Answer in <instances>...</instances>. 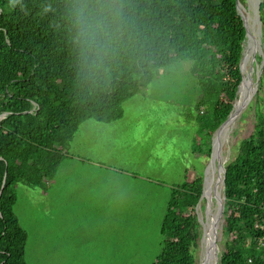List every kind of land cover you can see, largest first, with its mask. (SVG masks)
<instances>
[{
    "label": "trees",
    "instance_id": "16d2710c",
    "mask_svg": "<svg viewBox=\"0 0 264 264\" xmlns=\"http://www.w3.org/2000/svg\"><path fill=\"white\" fill-rule=\"evenodd\" d=\"M238 1L248 7L247 0H0V264H27L17 186L47 188L80 125L120 119L123 103L162 69L193 62L197 122L211 141L243 80L247 38ZM260 18L264 50V0ZM263 80L264 70L255 131L226 164L218 264H264ZM195 148L211 157L209 143ZM203 188L197 177L172 189L153 264H196Z\"/></svg>",
    "mask_w": 264,
    "mask_h": 264
},
{
    "label": "rangeland",
    "instance_id": "374dc122",
    "mask_svg": "<svg viewBox=\"0 0 264 264\" xmlns=\"http://www.w3.org/2000/svg\"><path fill=\"white\" fill-rule=\"evenodd\" d=\"M252 1L249 0L244 12L249 15L248 26L253 24L259 29V23L254 24ZM253 42L254 45L257 42L256 32ZM259 55L263 56L261 62L257 61ZM263 60L264 50L260 44L245 64L246 76L250 75L254 85ZM192 67V61H180L162 69L146 90L124 102V118L112 121L115 123L112 126H96L87 133V121L83 122L70 144V157L62 162L50 186L30 188L22 183L17 186L14 212L29 234L27 264H153L162 250L161 225L172 189L206 175L212 204L207 195L196 207L200 239L194 254L196 264H218L224 243V217L214 226L217 219L214 214L218 215L214 191L217 185V197H222L224 187L223 173L216 169L214 162L220 156L222 163L233 160L241 141L254 133L255 99L260 84L239 116L230 119L220 134H214L211 141L206 142L197 122L195 107L201 88ZM251 92L252 88L249 95ZM263 101L264 80L258 106L263 107ZM215 136L222 151L210 164L211 157L195 146L198 141L209 143L213 151ZM108 149L117 150L116 156H105ZM87 163L125 165L139 177L137 193L134 188L130 205L124 203L126 199L116 204V217L106 210L111 204L87 205ZM87 207L94 211L98 207L101 211L87 216ZM208 219L209 232L214 226L218 247L216 257L210 255V258H206L210 244V234L205 232Z\"/></svg>",
    "mask_w": 264,
    "mask_h": 264
},
{
    "label": "crops",
    "instance_id": "0c3cea01",
    "mask_svg": "<svg viewBox=\"0 0 264 264\" xmlns=\"http://www.w3.org/2000/svg\"><path fill=\"white\" fill-rule=\"evenodd\" d=\"M134 97H132L131 99H133ZM131 99L127 101H130ZM92 121L95 120H87V133L94 131L96 129V126L105 127V125L112 126L113 124H115L113 122H99L94 125ZM116 151L117 150L114 149H108L105 153V156L114 157L116 156ZM87 160L91 161L90 158H87ZM91 163H87V205L111 204L109 206H106V210L108 211V213H111L114 215V217H116V204L123 203L126 199L124 203L127 202L128 205H130L129 203H131L133 199L134 188H136L137 193V180L139 177L133 174L131 167L125 165ZM100 211L101 210H99L98 207L95 208V211L91 207H87V216H92L93 214H96Z\"/></svg>",
    "mask_w": 264,
    "mask_h": 264
},
{
    "label": "water",
    "instance_id": "95a60500",
    "mask_svg": "<svg viewBox=\"0 0 264 264\" xmlns=\"http://www.w3.org/2000/svg\"><path fill=\"white\" fill-rule=\"evenodd\" d=\"M248 1V3H250L249 2V0H247ZM261 1L262 0H253L252 2H253V12H254V14H255V19H254V22H255V24H258L259 23V29H258V37H259V43H258V47L255 49V51H254V53L256 52V50L259 48V46H260V44H262L263 45V34H262V25H261V18H260V4H261ZM238 10H239V12L241 13V16H242V18H243V21H244V26H245V28H246V38H248V34H249V26H248V23H247V18H248V16L245 14V12L244 11H247L246 10V8L242 5V4H240V2L238 1ZM245 58H246V53H245V49H244V52H243V59H242V61H241V72H242V75H243V80H242V83H241V85H240V87H239V91H238V93L240 92V88H241V86H242V84L245 82V80H246V77L247 78H249L251 81H252V79H251V77H250V75H248V76H246V73H245ZM253 65H254V63H253ZM260 71H258V76H257V81H256V83H255V94L257 93V91H258V88H259V84H260V81H261V75H262V73H263V70H264V60H263V63H262V65L260 66V69H259ZM254 94V95H255ZM254 95H252V96H250V98H249V100H248V102H246V104L243 106V107H241L240 108V110H239V113L243 110V108L245 107V106H247L250 102H251V100H252V98L254 97ZM238 100V99H237ZM235 106H236V103H235V105H234V110H235ZM233 110V111H234ZM233 113V112H232ZM232 113L229 115V117H228V119L220 126V128L216 131V133L215 134H217L223 127H224V125L228 122V120L230 119V117H231V115H232ZM5 116V115H4ZM4 116H2L1 118H0V121H1V119L2 118H4ZM221 151H222V149H221ZM221 151H220V153H221ZM213 159H214V149H213V151H212V154H211V162H210V164H212V162H213ZM216 163V169H219V172L220 173H223V180H222V183H223V187H224V191H225V174H226V162L225 163H222V161H221V156H220V158H218L217 160H216V162H214V164ZM211 166V165H210ZM206 174H208L207 172H206ZM207 177H208V175H206L205 176V178H204V188H203V194H202V197L200 198V201H199V203H198V205H197V207L199 206V204L201 203V201L203 200V198L206 196L205 195V191H206V182H207ZM217 189H218V186L216 185L215 186V199H216V201H217V205H218V209H219V222H220V220H221V218L224 216V212H225V200H226V195L224 194L222 197H217ZM1 196V195H0ZM208 199V201H209V204L211 205L212 204V199L211 198H207ZM217 233H218V225H217V227H216V235H217ZM216 248V249H218V247H217V237L215 236V239H214V241H213V248ZM213 248H211V250L210 251H212L213 252ZM212 252H209V255L207 254L206 255V258H210V255H211V253ZM217 261H218V259H216Z\"/></svg>",
    "mask_w": 264,
    "mask_h": 264
},
{
    "label": "bare ground",
    "instance_id": "6f19581e",
    "mask_svg": "<svg viewBox=\"0 0 264 264\" xmlns=\"http://www.w3.org/2000/svg\"><path fill=\"white\" fill-rule=\"evenodd\" d=\"M250 19H251V16H250ZM255 29H256V27L253 24H251L250 27H249L248 41H246V42H248V44H247L248 45V57L251 54H253L254 51H255V49L258 47V43H259V41H258L259 40L258 34L259 33H258V29H256V31H255ZM255 32H256V41L257 42L255 44V47H253V43H254L253 40L255 38ZM249 60L251 61V59H249ZM246 63H247V60L245 58V64ZM251 88H252V92L249 95V92H250ZM254 92H255V85L251 82V80L249 78L246 77L245 82L242 84V86L240 88V92H239L240 93V97L238 98V100L236 102L235 110L233 111L230 119H232L234 116H237V117L239 116V114H240L239 113L240 108L243 107L246 104V102H248L250 96H252V95L255 94ZM244 100H246V102L242 105V102ZM226 125H227V123L224 125V127L222 129H224L226 127ZM221 130L217 133V135L220 134ZM216 136H215V140H214V158H215V160L219 157V153H220V151H219V144L216 141ZM216 147H217V151H216ZM207 182H208V177H207ZM207 182H206L205 195L206 196L208 195L209 198H211V196H210L211 192L207 189ZM211 215L213 217V213H211ZM214 216H215V218L217 217V219L214 220V226H215L218 223V220H219V209H218V215L214 214ZM206 226H207V229H206ZM214 226H213V228H211L212 230H210V232H209L210 222H209V219H208V221L205 224V232L207 233V235L210 234V237H209L210 244L207 247L208 250H209V252H212L210 250H211V248H213V241L215 239V237H214L215 236V234H214ZM206 238H207V236H206ZM217 251H218V249H216L214 247L213 248V252L211 253V255L213 257H216Z\"/></svg>",
    "mask_w": 264,
    "mask_h": 264
},
{
    "label": "clouds",
    "instance_id": "9594fccd",
    "mask_svg": "<svg viewBox=\"0 0 264 264\" xmlns=\"http://www.w3.org/2000/svg\"><path fill=\"white\" fill-rule=\"evenodd\" d=\"M13 2H15V0H13ZM21 2H22V0H21ZM22 11H23V9H22Z\"/></svg>",
    "mask_w": 264,
    "mask_h": 264
},
{
    "label": "built area",
    "instance_id": "2783aa9c",
    "mask_svg": "<svg viewBox=\"0 0 264 264\" xmlns=\"http://www.w3.org/2000/svg\"><path fill=\"white\" fill-rule=\"evenodd\" d=\"M261 242H263V241L261 240Z\"/></svg>",
    "mask_w": 264,
    "mask_h": 264
}]
</instances>
